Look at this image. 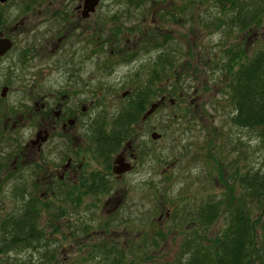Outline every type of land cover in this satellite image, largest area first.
I'll return each instance as SVG.
<instances>
[{"label": "rangeland", "instance_id": "1", "mask_svg": "<svg viewBox=\"0 0 264 264\" xmlns=\"http://www.w3.org/2000/svg\"><path fill=\"white\" fill-rule=\"evenodd\" d=\"M56 1L57 5L64 3L63 0ZM23 5L28 6V11L31 10L32 0H6L0 4V22L4 20L9 22L17 14H21ZM212 5L213 0L99 1L98 7L88 21V44H86L88 52L96 53L94 55L90 53V59H88V71L89 74H93L89 77L90 89H93L98 82L102 88L110 89L105 96L107 100L105 101L107 109H105L115 113V110H119L127 103V95L124 97L120 95L123 90L142 87L143 81L140 80L150 77L154 52L161 48V42L163 43L164 40L167 41L166 49L178 47L172 50L173 56L177 57L174 59L175 63L184 61L189 68L194 67L193 69L198 71L195 74L190 71L188 76H184L181 69L168 70L169 76L167 70L165 71L169 79L164 88L168 92L167 98L173 99V102L170 104L166 99L163 104L166 107L162 110L177 112L182 111L183 108L186 110L189 108L191 112L198 110L204 113L201 117L195 114L190 117H180L177 121L167 124V138L153 141V147L159 150L163 147L162 159L159 158L162 162L155 164L152 161L151 163V166L155 168L154 178L149 183L138 180L130 183L129 192L126 194V201L120 208V213L117 209L118 213L106 219L98 212L99 205L89 212L86 210V205H82L78 209L79 214H73L70 217L71 223H68L65 216L59 219L58 229L54 232L51 227H44L49 235L45 242L46 246L19 252L15 250L11 252V257L23 261L27 259L28 264H76L79 261L89 263L92 260L91 255L99 252L101 245L106 247L113 245L123 253L128 264H189L194 258L198 261L202 252L210 251L209 245L214 248L219 231L224 228L225 208L230 201L232 202L228 188L232 189L231 193L236 199L243 190L240 181L242 175L247 170L251 173L255 170L259 173L264 171V138L247 129L230 125L228 119L232 105L226 83L228 75L219 69H205L201 65V57L205 59L206 53L209 52L215 62L220 51L217 44L219 45L224 39L219 37L217 31L212 30L213 28L203 29L202 27L201 29L197 22L186 18L190 14L192 18H198L206 10H215L216 8H212ZM184 10L185 13H183ZM262 21L261 30L258 33L257 31L249 32L245 33V36L238 31L231 32L226 36V44L235 42L238 36L239 39L244 40L245 47L248 46L250 49L254 42L263 40L260 39L264 34V20ZM134 25L141 26V32L147 29L154 34L151 37L149 34L143 33L144 36H142L138 33L140 41L134 46L131 42L136 33L132 29ZM0 29L5 30L1 25ZM115 29H120L117 33L121 36L120 40L128 39L129 43L126 47L134 48L135 57L123 64L114 63L113 68H95V63L104 61L106 66L110 60L114 61L117 58L113 53L110 55V60L107 59L109 43L105 41L110 39L111 32ZM15 41H17L14 45L16 49L19 48L20 43L17 38ZM156 42L157 44L153 45L154 50L152 47L149 48L152 46L151 43ZM121 46L124 44L122 43ZM145 48H149V51L142 53L141 50ZM101 50L104 52L102 56L97 53L102 52ZM175 74H178L179 80H175ZM130 80H135V84L133 85ZM179 94L184 98L179 99ZM154 98H152L153 101ZM151 119L150 121L157 122L160 119L159 113L153 115ZM180 128L183 130L181 131ZM154 131L156 134H161L162 129L156 127ZM150 140L143 139L148 142H151ZM56 141L58 142L59 139L57 138ZM186 145L189 151L188 156L184 157L182 153L185 152L183 147ZM159 150L157 152H160ZM209 154L215 157V163L210 164L211 166H209ZM204 155L206 157H203ZM193 157H195L193 166L198 164V168L188 167L190 158ZM163 160L168 164L173 161L172 167H163V170L166 168L167 173L172 175L170 182L161 181L158 178L162 169L160 167L164 164ZM195 175L199 180L192 179ZM11 190L13 186L6 185L4 190L7 192L6 197L0 199V217L4 216L7 209L14 207L18 199L10 196ZM209 196L213 200H220L225 210L223 213L220 210L217 219L204 228L193 214ZM106 197L107 193L103 199ZM245 205L251 208L254 219L259 214V205L249 203L247 197ZM167 209L170 212L169 218L162 220V223H157V217L160 215L163 218ZM183 213L182 220L177 218ZM127 216L131 219L125 223L122 217ZM102 219L109 222L111 227L99 228L96 223H100ZM149 220L151 225L145 224ZM44 222L43 214L40 224L44 225ZM82 224L84 227L91 228L83 229ZM202 245L204 248H201ZM51 249L56 251L52 257L53 262L49 263L46 262L47 259L42 256V253L43 251L49 253ZM113 254L111 252L110 256Z\"/></svg>", "mask_w": 264, "mask_h": 264}, {"label": "flooded vegetation", "instance_id": "2", "mask_svg": "<svg viewBox=\"0 0 264 264\" xmlns=\"http://www.w3.org/2000/svg\"><path fill=\"white\" fill-rule=\"evenodd\" d=\"M63 1L57 5L56 0H32L31 10L23 5L21 14L9 22H0L5 28L0 29V38L10 42L9 49L0 55V199L6 197L4 190L9 184L13 186L10 196L18 198L14 207L0 217V226L7 225L10 217L16 216L17 222L32 219L37 227H51L54 232L59 219L66 216L71 223L70 217L77 214L82 205H86L88 212L99 205L98 212L103 218L113 217L120 213L130 183L137 180L149 183L154 178L155 168L151 163L162 162L159 158L162 159L163 147L160 150L153 147V141L167 138V124L180 117L193 114L201 117L204 113L191 112L189 108L177 112L162 110L166 99L170 104L173 102L167 98L164 88L168 84V70H180L187 65L184 61L174 62L177 57L172 50L178 47H169L168 51L167 45H163L165 36L161 48L154 52L150 77L140 80L142 87L121 92V96L128 98L119 110L115 113L106 110L105 96L110 89L102 88L99 82L90 89L89 77L93 74L88 71L89 55L96 54L88 52L87 48L88 21L100 0L88 14H83L84 0ZM141 28L132 27L136 32L131 41L134 46L140 41L138 33L151 37L154 34L147 29L141 32ZM118 32L120 29L113 30L110 39L105 40L109 43L107 59L110 60L113 53L117 58L106 66L104 61L95 63V68L107 69L135 57L134 48L126 47L128 39L120 40ZM16 38L20 44L15 49ZM149 48L141 50L142 53ZM97 53L104 54L103 51ZM209 53L205 59L201 57L206 66L214 63ZM154 73L156 76L152 78ZM176 79L179 80L178 74H175ZM130 81L135 84V80ZM152 85L156 95L144 110L125 109L137 91L151 89ZM182 98L179 94V99ZM152 103L156 107L147 113ZM158 113L160 119L150 121ZM155 126L162 129L161 134H156ZM147 138L151 142L143 141ZM183 148L182 156L186 157L188 146ZM195 157L190 158L188 167L194 165ZM208 158L209 166L215 163L213 155L209 154ZM163 163L158 178L170 182L172 175L166 168L172 167L173 161L168 164L163 160ZM192 179L199 180L197 175ZM105 193L107 197L103 199ZM43 214L45 222L41 225ZM183 215L177 218L182 220ZM169 216L167 209L163 218L157 217V223ZM122 218L125 223L131 219ZM148 223L151 225V220L145 222ZM96 224L102 229L111 227L105 219ZM82 227L91 228L84 224Z\"/></svg>", "mask_w": 264, "mask_h": 264}, {"label": "trees", "instance_id": "3", "mask_svg": "<svg viewBox=\"0 0 264 264\" xmlns=\"http://www.w3.org/2000/svg\"><path fill=\"white\" fill-rule=\"evenodd\" d=\"M212 8L216 9L206 10L203 15L201 14L203 17L200 15L198 18H192L190 14L186 18L197 22L201 29L213 28L212 30L217 31L219 37L224 39V41L220 39L218 45L220 51L213 65H204V59L201 63L205 69H219L228 75L226 83L232 105L228 119L230 125L252 131L263 139L264 34L260 38L263 40L254 42L250 49L248 46L245 47L244 40L239 39L238 36L233 43L226 44L225 40L231 32L238 31L242 35L255 31L258 33L261 30L264 20V0H213ZM154 44L156 45L157 42L151 43L152 46ZM164 44H167V41H164ZM169 65L171 67L173 63L170 62ZM193 68L186 65L181 69V73L185 74L184 76H188L191 72L195 74L198 69ZM155 76V73L152 74V78ZM154 87L152 85L151 89L147 87L141 90L142 92L137 91L135 98L129 100L125 109L144 110L156 95ZM240 181L243 190L236 199L231 193L232 189L228 188L232 202L230 201L225 208L224 228L219 231L214 248L209 245L210 251L202 252L198 261L194 258L189 264H250L251 262L264 264V171L259 173L255 170L251 173L247 170ZM246 197L249 203L258 204L260 207L259 214L254 219L251 208L245 205ZM225 209L220 200H213L209 196L198 207L194 218L202 224V227L207 228L217 219L219 211L222 210L223 213ZM15 218L16 216L10 217L7 225L0 226V264H28L27 259L23 261L11 257V252L29 248L39 249L46 246L45 242L48 240L49 235L43 226L37 227L32 219L17 222ZM202 247L204 248L203 245ZM111 252L114 253L112 256H110ZM54 255L53 249L49 253L47 251L42 253L49 263L53 262ZM90 258L92 260L89 263L79 261L76 264H128L123 253L113 245L111 247L101 245L99 252L93 253Z\"/></svg>", "mask_w": 264, "mask_h": 264}, {"label": "water", "instance_id": "4", "mask_svg": "<svg viewBox=\"0 0 264 264\" xmlns=\"http://www.w3.org/2000/svg\"><path fill=\"white\" fill-rule=\"evenodd\" d=\"M6 0H0V3H3ZM99 0H84L83 1V14L91 13L94 10V7H96V4ZM10 42L7 41V39L0 38V55L4 53L7 49H9ZM156 107L155 103L150 104L149 109L147 110V113L152 111Z\"/></svg>", "mask_w": 264, "mask_h": 264}]
</instances>
